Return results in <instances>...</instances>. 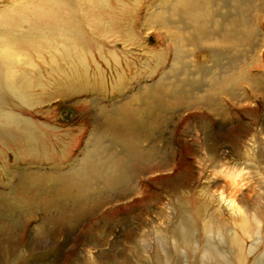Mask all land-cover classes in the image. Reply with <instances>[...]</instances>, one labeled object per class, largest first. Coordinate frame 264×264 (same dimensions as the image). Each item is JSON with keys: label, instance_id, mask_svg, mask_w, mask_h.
Returning <instances> with one entry per match:
<instances>
[{"label": "rangeland", "instance_id": "rangeland-1", "mask_svg": "<svg viewBox=\"0 0 264 264\" xmlns=\"http://www.w3.org/2000/svg\"><path fill=\"white\" fill-rule=\"evenodd\" d=\"M33 1L0 0V17L5 8ZM122 1L120 6L115 0L90 3L109 4L117 20L116 32L107 31L112 39L100 37L99 43L86 46V52L94 48L106 61L95 55L98 64L90 60L86 72L74 62L78 73L70 75L66 62L59 64L62 74L50 71L37 54L24 56L57 78L46 89L50 100L39 113L58 126L59 140L67 143L57 140V153L50 149V154L36 147L23 153L16 144L0 141V264H148L142 254L145 245L162 247L170 264H183L182 247L176 248L168 235L174 220L166 202L172 189L187 194L200 187L190 185V179L178 184L176 170L165 163L176 159L179 170L189 163L197 174L195 161L208 160L209 146L228 162L245 151L255 154L264 175V159L257 157L264 153V0ZM81 24L84 34L97 36L84 21ZM37 72L33 89L39 92ZM173 82L181 93L169 98V106L176 99L178 105L147 113L140 108L139 95L147 86L153 98L160 83ZM208 97L216 103L207 104ZM117 109L135 110L143 125L117 133L104 122L107 117L124 120L113 113ZM122 145L138 151L143 162L131 184L127 182L128 189L133 184L139 194L128 193L118 201L114 186L77 170L93 165L111 171L108 163ZM225 169L210 168L207 177L225 186ZM240 175L250 206L261 196L257 209L264 217V182L253 168ZM66 186L73 197L61 193ZM218 205L222 218L234 211L224 197L209 203L210 209ZM135 244L142 249L135 250Z\"/></svg>", "mask_w": 264, "mask_h": 264}, {"label": "bare ground", "instance_id": "bare-ground-1", "mask_svg": "<svg viewBox=\"0 0 264 264\" xmlns=\"http://www.w3.org/2000/svg\"><path fill=\"white\" fill-rule=\"evenodd\" d=\"M91 1L108 2V0H36L26 6L3 9V15L0 17V141L3 143L16 144L23 153L35 147L39 153L44 151L52 154L50 149L55 154L57 153L54 144L59 140L60 129L55 124L47 123L39 113V108L41 107L42 111V105L50 100L46 89L57 78L49 74L47 69L43 71V68L34 60H24V56L39 55L50 71L57 69L60 72L62 69L59 64L66 62L70 75L78 73L74 62H77V66L86 72L90 60L97 65L96 58L102 56L101 60L106 61L107 58L97 53L98 50L94 48L86 52V46L96 40L99 43L100 37L112 39L107 31L111 33V30H114L117 20L112 16L109 4L97 7L90 5ZM115 1L120 3L114 2L117 6L124 4L122 0ZM218 14L220 15L219 12ZM82 21L90 30L97 31V36L90 33V36L87 33L84 34ZM197 24V21L194 22L193 27ZM232 33L231 30L226 32L228 37L232 36ZM60 44H63V47H58ZM96 48L103 49V46ZM35 72L38 73L40 79L39 92L33 89ZM60 73L63 74L64 71ZM175 84L176 82H173L167 86L160 83L154 91L150 88L154 95L153 98L150 97L149 86H147L139 95V98L141 97L140 108L147 113L152 108L165 109L178 105L179 100L176 99L171 100L173 106H169L171 105L169 98L181 93L180 90H174ZM214 102L211 97L207 98V104L213 105ZM35 108L38 110L34 112ZM117 110L113 113L121 115L124 120L107 117L104 121L117 133H121V130L129 125L131 127L143 125L141 124L143 121L135 117V110L131 109L132 111L129 110L127 113ZM59 142L64 146L67 140H59ZM134 149L137 150L135 147ZM248 149L254 150L255 145H251ZM211 150L208 146L207 161L199 158L195 161L197 174H193L189 163L179 170L181 163L176 162V159L164 162L165 167L176 170L175 177L178 184L190 179V185L194 183L198 188L200 187V192L195 190L187 194L171 190L173 195L166 202V208L171 209V219L174 220L168 228L170 240L176 248L182 247L183 264H264V217L257 209L261 196L255 197L253 201L255 208H251L252 201H248L250 198L242 191L239 181L243 170L253 168L260 181L264 182L263 170L254 158L255 154L249 151H245L242 156L238 155L235 160L228 162L225 158H219L218 153H212ZM62 151L63 158H66V151L63 149ZM137 152L122 145L120 154H116L108 163L111 171H106V166L98 168L92 165L86 168L81 167L77 172L79 174L91 172L95 176L98 175L105 183L116 188L117 200L120 201L128 197L126 195L128 193L132 196L139 194L135 185L132 184L131 189H128L130 185H127V182L131 184V178L138 173L139 165L143 162L142 155ZM257 157L259 161H262L264 153ZM0 158H4L2 154ZM225 166L223 174L229 179L225 186L207 177L210 168L222 169L220 171L222 172ZM62 179L69 180L68 178ZM204 180H208L209 184H204ZM70 188L66 186L65 189H60L61 193L73 197ZM200 194L203 197H200ZM221 197L228 200L234 210L233 213L223 218L217 212L218 208L221 209L219 205L216 209H210L209 206L210 201H218ZM133 202L132 198L128 201L129 204ZM70 221L72 219L68 220ZM134 249L141 250L142 248L135 244ZM167 252L158 246L145 245L142 249L143 256L149 260L148 264H170ZM173 264H178V262L175 261Z\"/></svg>", "mask_w": 264, "mask_h": 264}]
</instances>
